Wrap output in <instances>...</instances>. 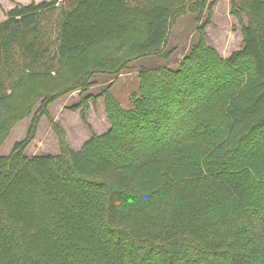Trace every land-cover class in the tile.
Segmentation results:
<instances>
[{"label": "trees", "instance_id": "16d2710c", "mask_svg": "<svg viewBox=\"0 0 264 264\" xmlns=\"http://www.w3.org/2000/svg\"><path fill=\"white\" fill-rule=\"evenodd\" d=\"M215 5L49 0L7 13L0 148L40 107L0 155V264H264V0H231L243 47L228 58L206 39ZM187 15L197 39L179 68L141 69L131 109L101 93L106 133L75 150L60 131V154L26 155L60 96L130 60H169ZM90 99L74 107L85 123Z\"/></svg>", "mask_w": 264, "mask_h": 264}, {"label": "rangeland", "instance_id": "374dc122", "mask_svg": "<svg viewBox=\"0 0 264 264\" xmlns=\"http://www.w3.org/2000/svg\"><path fill=\"white\" fill-rule=\"evenodd\" d=\"M43 1L49 0H0V22L7 17V13L16 4L28 5L32 2L40 3ZM215 1L212 24L207 27L206 39L207 43L224 58L243 47L242 25L231 14V0ZM207 17L208 11L203 22L206 21ZM243 21L247 23L245 16H243ZM198 25L199 23L194 15L184 16L177 21L166 44V51H173L169 60L155 56L130 60L125 70L120 74L96 75L92 79V85L86 92L76 89L60 96L49 108L50 118L43 117L41 119L36 138L27 148L26 155L32 157L60 154V131L65 134L68 144L75 150H79L94 134L106 133L111 124L105 98L100 96L101 93L109 89V92L120 102L122 107L131 109V96L139 92V73L141 69L179 68V65L196 42ZM110 50L113 51V48H110ZM88 96L97 97V102L94 103L93 99L89 100V109L86 113L87 123H85L81 117L83 107L81 106L77 110L74 107L79 106ZM39 107L40 103L36 105L31 116L15 123L9 132L8 138L0 148L1 156H9L15 143L27 137L34 115Z\"/></svg>", "mask_w": 264, "mask_h": 264}, {"label": "crops", "instance_id": "0c3cea01", "mask_svg": "<svg viewBox=\"0 0 264 264\" xmlns=\"http://www.w3.org/2000/svg\"><path fill=\"white\" fill-rule=\"evenodd\" d=\"M6 19H7V17H6L4 20H2L1 22H4ZM1 22H0V23H1ZM241 30H242V29H241ZM241 38L243 39L242 32H241ZM242 41H243V40H242ZM229 56H230V55H229ZM229 56H228V57H229ZM228 57H224V58H228Z\"/></svg>", "mask_w": 264, "mask_h": 264}]
</instances>
